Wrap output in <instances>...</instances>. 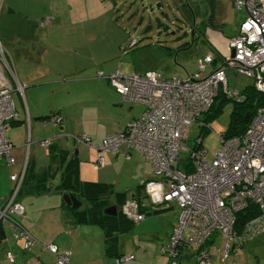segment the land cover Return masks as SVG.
<instances>
[{
    "label": "built area",
    "instance_id": "2783aa9c",
    "mask_svg": "<svg viewBox=\"0 0 264 264\" xmlns=\"http://www.w3.org/2000/svg\"><path fill=\"white\" fill-rule=\"evenodd\" d=\"M234 6L245 11L236 35L227 40L223 51L198 59L195 72L186 77L166 78L155 69L141 73L114 70L107 75L98 71L97 77L106 79L123 103L141 104L144 110L122 129L107 134L99 144L84 135L74 137L79 144L111 154L124 144L148 161L153 178L141 181L146 198L153 205L173 203L178 210L169 241L159 249L171 264H177L184 246L194 247L193 264H209L210 253L205 245L208 239L212 240L210 248L225 261L264 231V100L241 135H216L221 146L210 160H206L208 150L202 147L203 139L198 134L193 138L192 150L184 146L190 126L194 122L200 123L199 128L204 125L199 117L212 105L218 91L241 100L239 91L228 87L227 69L252 79L253 87L264 97V0H235ZM49 22V18L43 20V24ZM6 56L0 44V69L10 72ZM216 56L219 62L213 65ZM17 83L16 90L23 93L25 84ZM11 93L10 85L0 81V158L7 167L15 162L14 146L6 135L10 121L17 117ZM50 121L59 124L61 117L52 115ZM37 143L47 147L51 138ZM184 151L188 152L191 172L182 170ZM102 165L103 157L98 156L93 167L99 169ZM23 177V171L9 176L15 185L0 205V224L10 229L14 239H23L24 250H30L34 238L17 220L24 210L17 201ZM250 202L257 205L259 213L237 231L235 213ZM139 205L137 200L128 199L121 212L140 221L144 215L139 212ZM184 230L190 231L189 239L183 236ZM219 236L222 243L216 246L213 242ZM41 245L56 255L54 264H70L69 251L59 252L52 243ZM6 259L9 264H17L11 252L6 253ZM132 260V255H119L115 264Z\"/></svg>",
    "mask_w": 264,
    "mask_h": 264
},
{
    "label": "rangeland",
    "instance_id": "374dc122",
    "mask_svg": "<svg viewBox=\"0 0 264 264\" xmlns=\"http://www.w3.org/2000/svg\"><path fill=\"white\" fill-rule=\"evenodd\" d=\"M43 1L55 3L59 0ZM82 1L87 0H79ZM213 1L211 5V0H101V4L93 12V5L90 10L83 7L75 22H69L65 26V32L73 34L70 39L66 37L46 41L49 48L59 52L67 47L72 48L73 55L67 53V60L71 59L69 62L43 58V65L52 67L53 70L52 74L48 72L46 80L54 79L56 82L38 89L34 93L35 102H29V107L32 110L36 108L42 116L59 114L65 126L64 134H89L92 137L117 128L127 119V112L133 117L139 116L144 110L143 105L119 103V96L114 89L106 79L97 78L96 73L101 71L107 75L115 69L123 73H141L149 68L159 70L166 77H186L187 72L192 74L196 70L198 59L210 52L216 53L215 48L211 50L205 38L211 13H222L226 17L224 23L215 26L223 29L226 36L236 33L239 18L245 13L244 10L236 11L235 0ZM225 72L231 90L242 91L253 84L252 79L230 69ZM16 83L15 86H10L11 92H18ZM18 93L24 94V89L23 93ZM230 110L231 100L228 99L215 115L208 118L209 130L202 140V147L208 150L206 160H210L221 146L216 135L227 128ZM199 125V122H194L189 128L188 139L184 141V146L189 150L193 148V138L198 134ZM25 137L26 149L29 145H37L28 131ZM129 153L130 157H126L122 146L117 154L105 155L112 165L113 174L109 176V182L114 189L124 197L130 192L132 199H144L145 219L138 223L130 222V227L127 228V248L135 243L140 250L146 249L150 254L155 252L165 256L159 249L165 239L164 228L168 217L162 213L166 210L161 209V205L151 204L143 187L139 185L150 174L153 178L151 167L139 153ZM187 153L184 151L181 155L185 156ZM40 155H36L37 158ZM91 167L84 166V174L93 172L96 176L97 172L95 169L90 170ZM107 200L111 201L109 198ZM113 202L117 203L116 198ZM183 236L189 239L190 231L184 230ZM253 239L245 242L223 264H245L247 260L250 261V257L263 264L264 232ZM254 241H257L256 254L251 251ZM216 243H219V239Z\"/></svg>",
    "mask_w": 264,
    "mask_h": 264
},
{
    "label": "crops",
    "instance_id": "0c3cea01",
    "mask_svg": "<svg viewBox=\"0 0 264 264\" xmlns=\"http://www.w3.org/2000/svg\"><path fill=\"white\" fill-rule=\"evenodd\" d=\"M100 2L101 0H87L84 2H79V0H59L55 3H45L43 0L0 1V44L6 51V57L10 63V72L6 71L4 68L0 69V81L8 83L10 86H15L16 82L25 84L24 94L19 95L16 91L11 93L12 100L13 94L15 93V102L13 100V103L17 112V117L11 121L7 127L6 134L8 133L7 138L14 146L12 156L15 162L10 167H7L4 160L0 158V205L15 185V182L10 180L9 176L12 174H19L22 171L24 172L27 164L29 168L31 167L35 170L48 168L51 171L50 174H52L51 176L49 175L45 176L46 178H42V182H44L47 187L43 191H40V188L38 191L35 190L31 192L32 190H30V187L25 190H19L17 201L23 205L24 210L23 215L19 216L17 220L32 235L34 243L30 250H24L23 239H14L10 233V229L4 226L6 237L0 242V264H9L6 259V253L9 252L15 256L17 264H54L56 255L45 249L41 245L42 243L54 244L59 252L69 251L70 264H115V259L119 255L133 256L132 261L124 264H171L167 257L158 255L155 252L150 254L146 249L140 250L136 247L135 243L127 248V228L129 223H138L144 220L145 216L142 220L136 222L126 217L121 212L122 204L128 199L133 198L130 192L126 194L124 201L119 202L121 203L120 206L113 202L114 198L118 199L120 192L116 191L113 184L109 182L113 171L112 165L109 164L108 158L105 157L106 154H113L100 152L77 143L74 137L78 135L64 134L63 131L65 126L64 123H62V117L59 124L54 125V123L50 121V117L42 116V114L37 112L36 108L32 110L29 107V102H35L34 93L38 89L52 82H56L54 79L46 80V77L49 75L48 72L50 71L52 74L53 70L52 67H49V70L48 67L43 65V58L46 60L50 58L56 62L63 59L64 62H69L70 58L67 60L68 55H73L72 48L67 47L63 52H59L49 48L46 41L57 38L63 39L66 37L70 39L73 34L65 32L66 24L69 22L74 23L75 18L81 13L83 7L90 10L91 5H93L91 10L93 12ZM243 14L244 15L239 18V24L245 18V13ZM48 18L50 22L43 24V20ZM225 18L226 17H223L222 13L214 15L210 21L213 27L211 25L209 27L207 26V33L205 32V38L208 40L211 50L215 48L216 52L223 51L227 40L237 33L236 31L232 36H226L223 29L215 28L216 25L224 23ZM208 32L212 33V35L210 36ZM146 70L152 69L147 68L143 71ZM189 74L191 73L187 72V75ZM119 100V103L122 104L123 102L120 96ZM130 108L131 107H129V109ZM127 114V119L119 124L117 128L99 133L97 137H92L89 134V136L86 134L82 135L88 137L92 143L99 144L107 134L122 129L128 121L141 116L142 112L137 117H133L130 112H127ZM27 131L31 139L36 141L35 144L37 145L35 147L29 145L26 149L25 135ZM67 132L69 131L67 130ZM48 137L51 138L50 145L44 148L40 147L37 142ZM59 138H63L64 140H56ZM122 146L124 147L125 156L130 157L129 152H131V150L124 144L118 147L115 154L118 153L119 148ZM60 149L65 151L67 155L66 160L69 159L71 155L76 158L75 160H78L77 176L81 182H94L101 185L104 190L106 189V199L109 198L111 200L108 202V206L115 205L117 212L119 211L120 215L124 216L122 217L124 219L120 221L119 225L112 226L110 229L109 226L98 223L74 221L68 209L63 205V203L65 204L62 199L63 193L60 192L61 188L57 186L60 183L63 164L66 163V160L61 158ZM39 154H41L39 156L40 158H37L36 155ZM98 156L103 157V165L99 169H95L93 167V162ZM146 162L148 163V161ZM84 166H92L90 170L95 169L94 171L97 172V175L95 176L93 172H86L84 174ZM150 178L151 174L148 179ZM30 181L34 183V178H30ZM23 182L24 177L21 186ZM139 185H141V182ZM134 199L145 208L143 203L144 199L139 198L138 200L136 197H134ZM78 200L82 202V198ZM144 208L143 211L139 210L143 215L145 214ZM161 209L166 210L163 211L162 215H167L168 217L166 220L167 226L164 228L165 239L161 243L162 246L168 243L169 236L177 224L178 210L173 203L162 205ZM218 239L219 243H216ZM210 243L206 246V249L208 248L210 253L209 264L225 263L229 257L225 261H222L219 254L210 248L212 245ZM221 243L222 238L220 236L213 242L216 246H220ZM256 247L257 241H254L251 250L254 254H256ZM193 249V246H184L180 257L177 259V264H193L194 256L191 254ZM238 250L239 249L234 252L233 256ZM218 261L219 263H217ZM245 264L262 263L250 257V261L247 260Z\"/></svg>",
    "mask_w": 264,
    "mask_h": 264
},
{
    "label": "trees",
    "instance_id": "16d2710c",
    "mask_svg": "<svg viewBox=\"0 0 264 264\" xmlns=\"http://www.w3.org/2000/svg\"><path fill=\"white\" fill-rule=\"evenodd\" d=\"M214 1L211 0V5H213ZM214 17L213 13L210 15V19L212 20ZM207 24V23H206ZM212 25L209 22L210 26ZM217 53V52H216ZM219 62L218 57L216 56L213 61V65ZM215 63V64H214ZM239 96L241 98L240 101H237L236 98H232L231 96H227L222 94L218 91L217 95L215 96L212 105L208 108L206 112L201 115L200 121L203 122V126H200L198 129V135L203 137L208 132L207 122L209 121L208 118L215 115L216 112L219 111L220 107L226 103V101L231 100V110L229 113V121L227 124V128L224 132H222L223 138H228L232 136H239L241 135L245 128L247 127L250 119L255 114L258 107L263 104L264 97L263 95L258 92L253 85L246 87L242 91H239ZM234 99V100H233ZM54 146V145H53ZM55 147V146H54ZM61 158L66 160L67 155L64 150L60 149ZM72 155L69 159L66 160V163L63 164V169L61 172V179L58 187L61 188V193H71L78 199L82 198V202H85V207L82 210H73L69 206H66L64 203V207L68 209L69 213L71 214L72 218L75 222H87V223H98L102 225L109 226L111 229L112 226H117L122 221V217L120 212L118 211L116 215H106L103 210L108 206V200L106 199V189L104 190L101 185L94 183V182H81L78 179L77 172H78V160H75ZM62 160V159H61ZM63 161V160H62ZM181 167L182 170L185 172H191V162L186 155L181 160ZM51 171L46 168L43 170H35L31 167L29 168L28 164L24 171V182L20 188V191L23 189H27L30 187V190L33 191H40L45 190L46 184L42 182V178H46L45 176H51ZM30 178H34V183L30 181ZM118 199L116 205H121L119 201L124 199V195L121 193L118 195ZM139 200V198H137ZM119 203V204H118ZM143 206L139 205V210L143 211ZM259 213V209L257 205L253 203H249L244 209L235 213V225L234 228L239 231L243 225L251 218L256 216ZM129 223V222H127ZM130 224V223H129ZM108 229V228H107ZM110 231V230H109ZM6 237L5 228L2 224H0V242L4 240ZM212 240L208 239L205 242V245H208Z\"/></svg>",
    "mask_w": 264,
    "mask_h": 264
},
{
    "label": "water",
    "instance_id": "95a60500",
    "mask_svg": "<svg viewBox=\"0 0 264 264\" xmlns=\"http://www.w3.org/2000/svg\"><path fill=\"white\" fill-rule=\"evenodd\" d=\"M62 199L67 206H69L73 210H82L85 207V202H81L71 193H63ZM103 212L106 215H116L117 210L115 205H111L106 207Z\"/></svg>",
    "mask_w": 264,
    "mask_h": 264
},
{
    "label": "bare ground",
    "instance_id": "6f19581e",
    "mask_svg": "<svg viewBox=\"0 0 264 264\" xmlns=\"http://www.w3.org/2000/svg\"><path fill=\"white\" fill-rule=\"evenodd\" d=\"M210 40H211V39H210ZM218 40H219V39H218ZM223 40H224V39H223ZM221 46H222V45H221ZM9 121H10V120H9ZM10 123H11V121H10ZM10 123H9V124H10Z\"/></svg>",
    "mask_w": 264,
    "mask_h": 264
}]
</instances>
